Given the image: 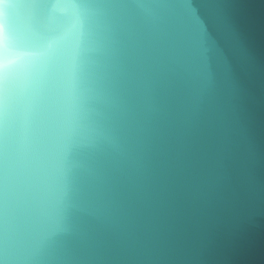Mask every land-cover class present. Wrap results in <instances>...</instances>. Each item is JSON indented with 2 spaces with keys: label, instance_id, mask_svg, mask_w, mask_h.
<instances>
[{
  "label": "water",
  "instance_id": "water-1",
  "mask_svg": "<svg viewBox=\"0 0 264 264\" xmlns=\"http://www.w3.org/2000/svg\"><path fill=\"white\" fill-rule=\"evenodd\" d=\"M0 264H264V0H0Z\"/></svg>",
  "mask_w": 264,
  "mask_h": 264
}]
</instances>
